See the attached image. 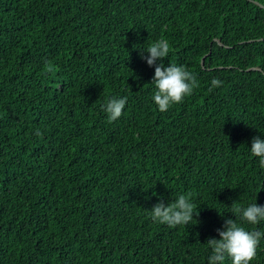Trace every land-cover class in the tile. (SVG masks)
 I'll list each match as a JSON object with an SVG mask.
<instances>
[{
    "label": "trees",
    "instance_id": "1",
    "mask_svg": "<svg viewBox=\"0 0 264 264\" xmlns=\"http://www.w3.org/2000/svg\"><path fill=\"white\" fill-rule=\"evenodd\" d=\"M161 38L158 63L198 84L165 112L146 62ZM114 97L127 101L109 122ZM253 137L264 0H0V264H208L225 220L264 205ZM188 194L187 226L153 222Z\"/></svg>",
    "mask_w": 264,
    "mask_h": 264
},
{
    "label": "clouds",
    "instance_id": "2",
    "mask_svg": "<svg viewBox=\"0 0 264 264\" xmlns=\"http://www.w3.org/2000/svg\"><path fill=\"white\" fill-rule=\"evenodd\" d=\"M169 52V43L163 38L150 44L146 50L147 65L155 66L152 83L156 91L153 100L160 112H165L172 105L181 103L198 86L196 76L183 66L165 67L162 62L158 63V61H163ZM144 58L141 54V59ZM211 84L213 87H220L222 81L213 78ZM126 101L127 97L109 99L104 106L109 122L117 120L122 115ZM250 151L252 156L259 158V165L264 168V139L253 137ZM236 211L240 214L241 223H237L235 219H227L223 230H217L219 239L209 238L207 240V245L211 249L208 264H218V262L223 264L226 256L232 258V264H249L256 256L257 246L260 239L264 237V232L248 231L243 225H257L264 221V205H258L255 202L247 207L237 208ZM150 213L153 222L167 224L169 228L178 225L187 226L194 220V216L199 215L196 206L191 201L190 194L179 195L174 202L167 205L157 202Z\"/></svg>",
    "mask_w": 264,
    "mask_h": 264
},
{
    "label": "water",
    "instance_id": "3",
    "mask_svg": "<svg viewBox=\"0 0 264 264\" xmlns=\"http://www.w3.org/2000/svg\"><path fill=\"white\" fill-rule=\"evenodd\" d=\"M201 64H202V62H201ZM255 70H259V69L255 68Z\"/></svg>",
    "mask_w": 264,
    "mask_h": 264
}]
</instances>
